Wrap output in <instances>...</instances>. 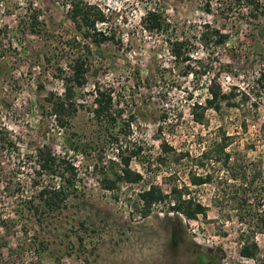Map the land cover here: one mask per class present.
<instances>
[{
    "label": "rangeland",
    "instance_id": "374dc122",
    "mask_svg": "<svg viewBox=\"0 0 264 264\" xmlns=\"http://www.w3.org/2000/svg\"><path fill=\"white\" fill-rule=\"evenodd\" d=\"M69 1L0 0V129L14 143L0 149V264H195L196 245L218 250L222 264H257L239 256L242 227L233 196L253 204L252 214L264 215V18L253 20L241 10L227 18L218 0L211 3L212 15L206 0H85L105 13L98 31L115 39L98 46L75 28ZM32 8L40 12L42 36L27 29ZM149 11L162 13L164 31H144ZM216 32L228 36L224 46L214 45ZM74 40L90 47L92 66L87 86L77 93L78 113L68 129H60L46 99L50 93L60 97L64 87L57 61L49 65L46 56L56 55L64 66ZM177 41L186 44L189 61L171 55ZM213 80L230 99L219 111L206 110L199 124L195 114L203 110L194 106H206ZM96 86L112 95L119 125L96 121ZM111 134L124 149H141L131 167L143 180L107 192L92 167L100 158L104 167L117 159ZM67 138L82 150L70 151ZM221 142L231 164L223 167L212 152L208 173L214 184L190 188L208 208L207 217L184 220L183 238L174 242L167 207L144 218L138 195L150 185L166 191L188 184L189 174L204 172L196 168L201 154ZM162 143L187 156L157 164ZM41 146L78 168L77 195L61 210L43 214V208L34 210L41 187L60 181L39 176L32 157ZM221 190L225 198L214 203ZM256 241L264 259V235Z\"/></svg>",
    "mask_w": 264,
    "mask_h": 264
},
{
    "label": "trees",
    "instance_id": "16d2710c",
    "mask_svg": "<svg viewBox=\"0 0 264 264\" xmlns=\"http://www.w3.org/2000/svg\"><path fill=\"white\" fill-rule=\"evenodd\" d=\"M215 0H206V12L213 14L211 3ZM220 1L221 11L227 12V18L234 13V10L246 11L249 18L253 20H259L264 18V1L263 0H218ZM33 7V5H32ZM224 7V8H223ZM68 17L73 22L75 28L82 34L83 38H91L94 44L101 46L107 42H114L113 37H109L104 33L98 31V24L106 23V16L103 11L94 4L88 3L85 0H70L68 3ZM230 12V14H229ZM224 15V14H222ZM40 12L35 8L31 10V16L29 17V26L27 29L37 36H42L41 30L42 22L39 21ZM144 31L150 34H158L167 28L166 20L162 13L159 11H149L143 19ZM22 22H20V25ZM3 29H0V37L2 36ZM207 35L203 34V38ZM214 37L216 41L214 45L224 46L227 43L228 36L219 34L216 32ZM70 50V58L65 60V65H61V61L56 59V55L46 56V61L49 65H57L56 72L57 78L62 82L64 87V93L60 97H56L53 93H50L46 101L50 104V116L55 119L56 125L60 129H68L71 125V120L78 113L79 104L77 102L78 90H82L88 84V74L90 72V47L78 42L76 40L68 43ZM186 44L182 42L171 43L170 53L177 60V62H187L188 57H185L184 48ZM55 58V59H54ZM65 68V69H64ZM1 73V71H0ZM262 82H264V71L261 75ZM42 88V87H41ZM209 93L211 99L206 101V106L195 105L194 108H201L203 113L196 116V121L200 124L203 119V114L208 109H214L219 111L222 103L226 99H230L222 93V88L217 85L216 80L211 82L209 87ZM94 101L92 114L95 116L96 121L102 119L112 122L113 125H119L117 118L112 113L113 97L107 90H104L100 86L95 87ZM130 126L129 125H126ZM75 137V135H73ZM113 138L112 143H117V161L112 160L109 162L108 167H104L103 161L100 158V162L95 164L92 169L98 173L100 178V184L103 190L107 192H114L120 188L121 185H137L143 180L142 173L136 172L132 169L131 164L134 158L138 157L141 153V149L138 151L131 150L129 148H123L122 144H119V138L114 134H111ZM76 139L67 138L69 150L79 152L81 145L76 143ZM13 140L6 136L3 130L0 129V149L5 150L10 147H14ZM228 146L221 142L215 147V151L209 149L204 151L199 160H197L196 168L203 170L201 174H189L188 184H184L182 187L179 185H171L168 190H163L162 187L157 185H150L144 189L138 195V205L141 206V213L144 218H148L155 207L162 206L167 207L165 222L173 226L175 233L173 234V241H181L184 234L185 226L184 220L197 221L198 218L207 217L208 208L202 204L198 199L192 197L190 191L191 187H203L206 185L214 184L213 176L208 173L210 166V159H212V152L217 155L221 161L223 167L229 166L231 163V155L226 153ZM85 155L87 153L83 150ZM82 152V151H81ZM82 154V153H81ZM187 155L177 153L167 143L161 145V155L156 159L157 164H168V160L172 162L180 163V161ZM37 164L38 174L40 177L48 176L52 179H59L60 183L56 186H42L38 194L39 207H34L35 211L41 212H56L64 208L66 202L70 197H74L77 194L76 180L78 177V168L66 161L65 158H60L55 154V151L49 146H41L35 149V155L32 157ZM145 164V163H144ZM146 165V164H145ZM144 165V168H146ZM150 168V165H149ZM146 168L145 170H149ZM99 171V172H98ZM241 173V172H240ZM234 176V175H233ZM245 179L247 173H245ZM237 176H234V180H237ZM36 187L40 183H35ZM220 191V197H214V203L220 202L221 198H225ZM236 194V193H234ZM223 196V197H221ZM218 198V199H217ZM238 206L235 208L237 211V221L241 225V231L239 235L240 250L239 256L244 259L257 261V264H264V259L259 258L260 246L256 241L258 235H264V215L259 211L253 212V204L238 200L233 196ZM33 210V209H32ZM172 214V216H170ZM195 264H222V258L218 250L204 249L198 245L195 246Z\"/></svg>",
    "mask_w": 264,
    "mask_h": 264
}]
</instances>
